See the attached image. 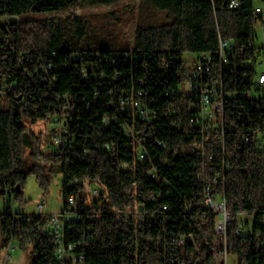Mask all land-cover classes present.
Masks as SVG:
<instances>
[{
	"label": "trees",
	"instance_id": "trees-1",
	"mask_svg": "<svg viewBox=\"0 0 264 264\" xmlns=\"http://www.w3.org/2000/svg\"><path fill=\"white\" fill-rule=\"evenodd\" d=\"M119 1L0 0V16L24 17L15 22L0 20V77L8 90L7 102L0 103V195L9 196L8 206L0 211V251L15 241L20 249L32 253L31 264H58L57 244L46 215L14 211L12 201L27 203L24 187L30 173L43 177L46 185L40 171L59 164L63 210L69 208V197L76 195L83 215V221L74 222L76 230H67L66 237L79 244L87 264H209L207 242L215 234V215L200 199L194 169L198 155L184 149L189 140L177 128L167 126L163 112L174 117L169 109L178 99L173 91L181 80L178 72L184 67V53L210 52L217 57L222 37L233 40L234 46L230 68L223 74L226 90L235 94L226 102L227 114L236 121L237 112L244 107L246 120L238 126L248 129L252 122L253 128L264 130V86L258 89L261 93L255 106L239 97L254 84L257 58L248 44L257 36L258 4L241 0L233 9L230 0H147L166 12V21L139 23L130 47L123 34L120 39L108 25L98 27L86 17L25 18ZM112 17L117 19L115 14ZM21 53L28 56L25 61H21ZM79 55L89 58L75 67ZM249 59L252 65L246 66ZM84 69L88 71L85 78ZM117 73L119 79H115ZM138 90L144 91V100L157 115L155 129L161 128L159 135L167 144L162 153L170 159L168 171L159 165L168 174L166 183L148 177L151 164L140 162L126 146L119 130L122 119L117 126H104V117L116 115L122 101L128 102ZM65 95L71 96L75 106L67 117L72 123L70 131L61 147L51 138L56 149L45 150L51 145L49 136L45 141L42 133L27 134L24 120L48 121L63 111ZM111 145H117L119 151H111ZM26 148L44 159L41 167L36 161L26 165ZM123 162L130 167L123 169ZM229 163L227 208L253 215L246 223L247 234H237L236 220L229 224V250L238 264H264V150L232 147ZM86 184L97 188L100 195L89 199ZM154 195L156 199L151 200ZM140 205L146 214L142 221L135 214ZM163 205L169 209L164 210ZM195 245L201 248L198 253Z\"/></svg>",
	"mask_w": 264,
	"mask_h": 264
},
{
	"label": "built area",
	"instance_id": "built-area-1",
	"mask_svg": "<svg viewBox=\"0 0 264 264\" xmlns=\"http://www.w3.org/2000/svg\"><path fill=\"white\" fill-rule=\"evenodd\" d=\"M240 4L241 0H230L229 7L235 9ZM255 11L261 18L258 24L261 25V31L257 32L256 38L248 44L255 49L257 58L253 65L255 73L252 81L254 84L249 92L239 93V97L247 100L252 106H255V98L261 93L258 89L264 86V72H258L257 70L258 65L264 62V6L257 5ZM0 18L1 21L15 22L22 20L23 16L6 13L1 15ZM233 47V40L220 37L217 57L210 52H202L198 53L190 62L184 59V67L178 72L181 80L177 89L173 91L174 97L177 95L178 99L176 105L169 109V114L174 117L170 118V116H167V111L166 113L163 112L167 118V126L177 128L184 134L185 139L189 140L184 144V149L193 151L198 155L194 169L197 171L196 175L201 186L200 199L204 207L215 215V234L211 241L207 242L208 251L211 255L209 264H228L229 257L234 255L230 252L228 245V226L233 220L238 223L237 234L239 236L247 234L249 231L246 225L249 219L247 218V220L245 217L250 216V213H232L227 208L225 187L227 173L230 169L231 148L253 146L255 149L264 150V130L253 128L251 126L252 122L248 123V129H245V125L241 128L238 126V123L243 124L246 120L244 107L237 112L236 121L232 120L233 118L227 114L228 104L226 102L228 98L235 96V94L226 90L223 74L225 70L230 68L229 62ZM27 57L25 53L20 54L21 61H25ZM88 58L87 55H79L75 67H79V64L84 63ZM245 64L251 66L252 60H247ZM48 68H51V65ZM83 71V78H85L88 71L87 69ZM119 78L120 74L117 73L115 79ZM139 82L145 84L144 79ZM144 95V91L138 90L136 96L130 98L128 102L122 101L121 109L118 112L116 111V115L104 117L103 122L107 129L111 125L117 126V123L122 119L119 130L126 140V146L135 151L140 162L151 164V169L146 172L148 177L154 179L157 183H166L168 182V174H164L159 165H162L163 168L161 169H165L170 164L168 154L166 152L162 153L167 144L163 137L159 135L161 128L155 129L154 124L157 115L152 114L149 103L144 100ZM7 97V86L0 77L1 105L7 102ZM65 98L63 111L56 113L51 118L54 123L53 143L60 147L64 143L65 133L70 131L72 124L67 120V117L75 109L71 96L65 95ZM154 102V100L151 101V104ZM126 115H128V118H126ZM59 127L61 129L57 131L56 128ZM235 134L237 137H234ZM108 148L113 152L119 151L117 145H111ZM216 158L221 159V162H217ZM120 166L123 169L130 167L127 162L121 163ZM165 170L168 171V169ZM5 191L9 192L10 188L7 187ZM90 194L91 198H96L100 195V191L97 188H91ZM2 197L3 206H0V211L9 203L8 193ZM150 199H156L155 195L151 196ZM45 204V201L38 203L37 213L43 214ZM192 206L193 201L188 204V209H191ZM142 207L140 205L135 213L141 221L146 215ZM163 209L167 211L169 208L167 205H163ZM44 214L57 244L58 264H87L86 253L80 249L79 244L67 240L66 237L67 230L70 232L76 230L74 222L80 223L83 221V215L79 212L78 197L76 195L69 197L68 209ZM201 217H205V214H201ZM190 237L194 241V238ZM181 241L183 242V240ZM17 248H19V245L14 241L9 244L4 259L6 263L14 259L13 252ZM194 251L196 253L201 251L200 246L195 245Z\"/></svg>",
	"mask_w": 264,
	"mask_h": 264
},
{
	"label": "rangeland",
	"instance_id": "rangeland-1",
	"mask_svg": "<svg viewBox=\"0 0 264 264\" xmlns=\"http://www.w3.org/2000/svg\"><path fill=\"white\" fill-rule=\"evenodd\" d=\"M256 4L264 6V0H255ZM115 14L117 19H114L112 15ZM86 17L93 21L98 27L108 25L111 28L114 35H118V38L122 39V34L130 47L133 37L135 35L136 27L141 22L149 24H160L166 21V12L155 9L147 0H120L119 2L106 5L96 6L89 8L73 7L72 9L64 10L58 13H45L42 15L29 14L25 18L35 17H62V18H73V17ZM24 19V17H23ZM1 20V18H0ZM261 25L256 27L257 32L261 31ZM102 28V27H101ZM261 35V34H260ZM259 35V36H260ZM198 53L185 52L184 59L190 62ZM258 72H264V62L259 64L257 67ZM53 121H39L33 123L30 120H24L25 132L30 134L32 132L42 133L43 139L47 141L50 139V147L47 148L56 149L51 143L53 138ZM61 127V126H60ZM56 128L59 131L61 128ZM55 130V131H56ZM52 136V137H51ZM46 145V144H45ZM48 146V145H47ZM25 161L26 165L30 166L36 161L38 167L44 164V159L35 157L30 154V149L25 150ZM44 178L47 180V184L44 185L43 177H39L37 173H30L27 177V181L24 187V199L27 203L23 204L19 201H12V209L17 212L26 213H37V205L41 201H45L44 213L60 212L64 209V197L62 193L63 189V174L60 170L59 164L54 166H48L45 170L40 171ZM86 192L88 198L91 199L89 184H86ZM0 206H3V197L0 195ZM250 218L252 221L253 215L245 217ZM245 221V220H244ZM3 242V236L0 229V244ZM15 242V241H14ZM16 243V242H15ZM9 246V245H8ZM8 246L0 251V264H31L32 253L30 251H23L20 248L14 250V259L6 263L5 253ZM228 264H237L236 256L231 255L229 257Z\"/></svg>",
	"mask_w": 264,
	"mask_h": 264
}]
</instances>
